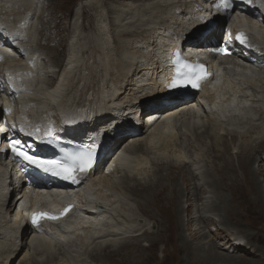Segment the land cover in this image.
I'll return each instance as SVG.
<instances>
[{
  "label": "bare ground",
  "instance_id": "obj_1",
  "mask_svg": "<svg viewBox=\"0 0 264 264\" xmlns=\"http://www.w3.org/2000/svg\"><path fill=\"white\" fill-rule=\"evenodd\" d=\"M87 2L85 6L94 9L97 16L92 39L95 45L80 50L74 36L68 57L60 62V49L51 45L60 42L62 32L56 27L59 24L52 23L53 11L39 15L42 24L35 42L33 20L39 14L36 0H0V45L9 48L0 49V96L16 100L12 108L18 116H12V134L16 138V131L47 130L45 135L55 137L59 135L55 131L63 130L69 142L94 136L99 147L98 164L77 197L86 199L88 206L95 200L96 208L101 210L89 207L84 212L86 219L77 220L67 233L51 229L49 235L31 237L27 222L22 223L14 213L13 206L19 200L13 204L15 172L3 175L1 170L0 264H15L24 251L19 264H88V258L93 264H104L106 253L120 255L125 247L136 255L142 242L156 234L149 228L157 226L154 221L158 219L145 211L141 216L135 214L132 202L142 200L140 196L151 199L160 195L163 204L177 213L171 225L181 234L184 264H227L226 258L235 252L263 257L264 251L246 238L254 237L249 226L246 229L240 224L233 228L232 235H224L230 227L221 222L224 217L220 220L212 212L227 209L233 200L227 199L225 190L232 197L242 194L246 210L264 215V27L239 23L236 37L242 35L244 42H240L239 50L230 44L234 57L252 64L253 69L229 64L213 83V89L208 88L210 83L206 85L197 101L189 94L161 104L171 95L157 81L164 72L167 55L179 47L182 39L199 55L219 47L220 25L225 17L208 10L209 0H108L106 11L99 1ZM246 13L264 24V17L254 9ZM48 21L51 23L47 26ZM230 32L234 33V28ZM50 48V53H45V64L57 66L59 71L55 85L47 88L43 80L52 77L54 71L44 65L39 49ZM84 56L86 62L82 61ZM88 96L91 99L86 101ZM148 110L151 113L146 114ZM0 124L7 125L2 120ZM37 148H43L41 142ZM150 155L158 157L149 160ZM215 160L221 162L220 166ZM148 164L155 167L151 175L147 174ZM173 169L180 174L179 179ZM238 169L240 174L236 173ZM217 174L223 184L212 177ZM121 176L124 180L119 182ZM164 178L170 183H164ZM130 187L136 190L134 196ZM167 190L174 191L176 201H169ZM60 194L46 191L43 197ZM184 202L191 207L186 227L181 216ZM144 206H149L147 200ZM151 206L163 218L161 210ZM138 210L141 212V208ZM212 231L218 236L212 238ZM222 234L224 241L219 244L217 239H222ZM151 241L152 237L145 243ZM191 242H195L193 247ZM164 249L161 256H165Z\"/></svg>",
  "mask_w": 264,
  "mask_h": 264
},
{
  "label": "rangeland",
  "instance_id": "obj_2",
  "mask_svg": "<svg viewBox=\"0 0 264 264\" xmlns=\"http://www.w3.org/2000/svg\"><path fill=\"white\" fill-rule=\"evenodd\" d=\"M87 1L86 0H36L39 14L33 20V22H34L33 31L35 34L34 41L36 42L40 36L39 31L37 30L38 28H40V26L42 24L41 20L39 19V15L41 14V12L49 13V12L53 11V16H51L49 14L51 16L52 23L55 21L56 25L59 24V26H56V27L57 28L61 27L62 32H60V34L58 36V40H60V42L55 43V44L53 43L51 45L57 46L60 49L61 55L57 56V58L59 59L60 62H63L68 57V55H69V49H68L69 44L72 41V38L74 36L78 40V42H80L79 43V47H80L79 49L80 50H85V49L88 50L89 48H91L95 45L92 39L94 38L93 35H95L94 29L96 28L97 16L94 13V9H88V7L85 6V4L88 3ZM93 1H95V2L99 1L98 2V3H100L99 5L100 6L102 5L101 8L103 7L102 9H104L105 11L107 9V4L110 2V1L108 2V0H93ZM56 19H57V21H56ZM50 23H51V21H48L47 26ZM75 26H77V29L74 28ZM35 42H34V44H35ZM50 50H52V48L47 49V50L46 49H39V53H42L41 56L43 57L42 62L44 63V65L50 66L51 67L50 70L54 71V75L52 77L44 79L43 82L45 85H47V86L49 85L50 87H53L55 85V82L57 79V73L59 71L58 70L59 68L57 66H54L51 64H45V61H46L45 53H50L49 52ZM87 60H88V58L86 56H84L82 58V61H84V62H86ZM81 76L82 77L84 76L83 70L81 71ZM74 83H76V81H74ZM82 86H83V83L78 87L81 89ZM89 99H91L90 96L86 97V101ZM151 108L152 107H148L147 109H151ZM148 113H151V111L148 110L146 114H148ZM143 130L146 131V129H143ZM203 130L204 129H202L199 132H202ZM209 143H210V141L206 139L205 144L208 145ZM262 146H264V144ZM149 157H150L149 160H151V159L156 160L157 159L156 157H158V156L150 155ZM164 157H166V156H164ZM158 160H161V159L158 158ZM210 162H214V161H210ZM216 162H217V164H216ZM214 163L217 166H220V164H221V162L219 160H215ZM255 167H256V165H255ZM152 170H155V167L150 166L148 164V166H147L148 172L146 171L147 174L151 175L153 173ZM172 171L174 174H176L175 176L178 177V179H179L180 174H178V172L175 169H173ZM161 173H163V172H161ZM236 173L240 174V170L238 169ZM219 176H220L219 174L212 175V177L216 179L218 184H223V183H221ZM123 178L124 177L121 176V179L119 180V182H122ZM166 180H168V181H166ZM164 183L168 184V183H170V180L168 178H166V179L164 178ZM129 184H133V182H129ZM134 188H135V186H134ZM129 189L132 193V196H134L133 194L136 193V190L133 188L131 189V187ZM241 189H243V188H241ZM160 192L162 193L161 190H160ZM223 193L227 197V199H229V197H230L233 200H230V203L227 206L228 207L227 209L221 208L222 209L221 210L219 208V209H216L212 212V214L221 218L220 220H222L224 217L225 219H223L221 222L223 223L224 226L228 225L230 227V229L224 230L223 234L224 235H228V234L232 235V233L235 232L233 230V228L240 226V224L243 225L242 228H244V227L246 228V226H249L247 228L250 229L251 231H253L254 237L250 239L249 236H246V238L249 239L252 246H254L256 249H259L263 252L264 251V215H262V214L259 215V213H257V212L253 213V211L249 212L248 210H246L245 207L247 205V201L244 200L242 194H235L236 196L232 197V196H230L229 191L224 190ZM166 194L171 196V198L169 200L170 202L176 201L173 190H167ZM140 197L142 198V200L135 199L134 202H132L133 207L135 209L134 213L135 214L138 213V215L141 216L144 214L143 211H145L146 213L148 212V213L153 214V216H154L153 219H156V220L158 219V221H154L157 224V226L153 225L154 227L149 228L150 231H152L153 233H156L153 236H151L153 239V242L151 241L149 243H145V242H148L151 237H149V239L145 240V242H142L143 244H141V246L137 250L136 255H135V252L133 250H131L132 253L131 252L129 253L128 248L125 247L122 251V254L123 253L129 254V257H124L121 253H120V255H118V254L109 255L108 253H106L108 255L105 254V257L102 256V258L104 257V259L107 258L106 260L103 261L104 264H111V263L116 264L115 261L117 263H121V264H135V262H139V263H143V264H169V263L170 264H172V263L173 264H178V263L184 264L183 259H181L182 255H184V253H183V251H181L182 250L180 248L181 242L179 240V236L181 234L180 233L178 234V232H175L173 230L174 225H171V223H173V219L177 220V218H176L177 213L175 211H173L174 210L173 207L168 208L163 204L164 202L162 201V195H160L159 197H156V198H151V199H146V197H142V196H140ZM146 200L149 203V206L151 207V209H148L149 206H144L142 208V205L146 202ZM221 201H223V200L222 199L219 200L218 206L221 205L220 204ZM151 205H153L157 209L161 210L163 218H162L160 212H157V215H156L154 208ZM182 205H183V208H185V212L183 214H181V216L183 217V220H184V222L182 220V223H184V227H186L185 222H186V220H188L189 216L187 217V215H188L189 209L191 207L187 208L185 202L182 203ZM138 208H141V212H139ZM235 212H236V214H235ZM178 216H179V214H178ZM149 217H150V215L147 216L148 219H150ZM147 218H144V219H147ZM250 219L252 220V222ZM140 220H142V219H140ZM258 220H259V222H258ZM157 222H160V225H158ZM225 222H227V223H225ZM257 226H259V227H257ZM201 227L202 228L205 227V223H202ZM237 232H238V230H237ZM184 233H186V236L189 238V235H188L189 233L188 232H184ZM223 234L220 236L222 239H217V242L218 243L220 242L219 244H221L222 241H224L223 238L225 236ZM240 234H243V233L240 232ZM217 236H218V234L215 233L214 231H212L211 237L215 238ZM259 237H260V239H259ZM252 241H254L255 243ZM194 244H195V242H191V247H193ZM161 248H165L163 251L165 253V256H161V253H160ZM24 252L21 254L22 256L20 255L22 258L20 256H18L15 264H19V262L22 261L23 256H24ZM52 252L54 253L55 251L52 250ZM142 252H143V254H142ZM146 253H147V255H146ZM130 254H131V256H130ZM238 255H239V257H238ZM146 256H147V258H146ZM235 256H236V259L238 258L237 260L235 259ZM242 256H243V258H242ZM262 256L264 257V254H262ZM230 257H231L230 259L226 258V260L229 261L227 264H230V263L231 264H234V263H236V264H264V258L263 257L260 258L258 256H255V258H251V257H249V253L247 255L246 254L242 255L239 252H235L233 254H230ZM219 258H221V257H219ZM120 260H123V262H120ZM233 261H234V263H233ZM261 262H263V263H261ZM93 263L94 262L88 258V264H93ZM200 264H205V263L201 262ZM219 264H223V263L219 262Z\"/></svg>",
  "mask_w": 264,
  "mask_h": 264
},
{
  "label": "snow or ice",
  "instance_id": "obj_3",
  "mask_svg": "<svg viewBox=\"0 0 264 264\" xmlns=\"http://www.w3.org/2000/svg\"><path fill=\"white\" fill-rule=\"evenodd\" d=\"M247 3L248 0H245ZM222 6L225 9L230 7L228 0H222ZM237 40L241 43L244 42L242 35H237ZM219 52L224 55H229L230 50L226 48L219 49ZM208 73L203 65H184L181 64L176 69V76L168 85L170 89H178L184 87H191L198 89L200 83L206 79ZM28 135H32L28 133ZM12 154L20 158L22 161L27 162L31 166H35L46 174H51L65 181H70L73 184L80 182V177L85 176L94 166V158L90 154H67L65 162L56 159H47L37 157L31 154L30 149L21 147V141L12 139L8 145ZM3 151V150H0ZM72 206L65 207L63 211L57 216L47 212L34 213L31 218L33 226L39 225L42 220L58 221L71 211Z\"/></svg>",
  "mask_w": 264,
  "mask_h": 264
}]
</instances>
